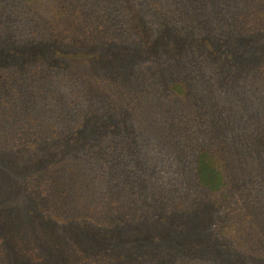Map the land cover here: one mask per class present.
<instances>
[{"label": "trees", "instance_id": "obj_1", "mask_svg": "<svg viewBox=\"0 0 264 264\" xmlns=\"http://www.w3.org/2000/svg\"><path fill=\"white\" fill-rule=\"evenodd\" d=\"M148 32L151 40H168L167 49L149 53L130 75L86 69L99 66L102 52L143 43ZM256 34L264 35V0H0V53L10 55L0 64V158L61 143L55 161L18 174L14 200L0 198V264H16L11 236L25 235L27 243L32 236L46 239L44 228L18 224L10 235L4 227L18 223L24 205L37 226L70 227L84 240L76 258L60 255L65 264H222L187 246L172 257L159 238L90 249L81 234L167 226L183 213L188 227L179 234L198 233L200 225L187 219L196 205L215 219L203 223L202 232L245 264H264V59L240 73V65L225 62L231 55L221 54L230 51L231 39ZM22 47L38 50L37 58L18 59L14 49ZM219 67L230 75L226 82ZM204 68L216 70L217 89L229 86L223 108L237 128L228 134L229 128L205 124L190 179L180 168L189 151L185 143L179 148L186 137L181 126L182 119H194L186 102L196 86L192 78ZM112 115L121 117L122 136L107 134ZM186 179L206 196H185L180 181ZM3 181L5 187L11 182ZM176 183L178 191L169 186ZM26 254L35 257L36 250L30 246Z\"/></svg>", "mask_w": 264, "mask_h": 264}, {"label": "rangeland", "instance_id": "obj_2", "mask_svg": "<svg viewBox=\"0 0 264 264\" xmlns=\"http://www.w3.org/2000/svg\"><path fill=\"white\" fill-rule=\"evenodd\" d=\"M137 30H142L141 27L137 28ZM153 37L151 36V33L148 32V36L145 37L143 40V43H136L131 46H124L125 48H115V51H106L100 53L98 56L99 63L97 65L99 66H93L96 63H91L89 65H85L86 69L88 71H93L91 69H94V67H101V72L99 74H103L106 77L112 76L116 77L119 76V74L130 75L129 72H131L132 69H134V66L136 64L140 63L142 59H146L148 54L158 50L159 47H164L167 49V42L168 40H162L159 37H155L154 40H151ZM161 39V40H158ZM230 44L228 46L230 47V51L228 52H221V54L226 55L230 54L231 59L233 61L225 60L226 63L229 65L233 64L235 66L240 65V67H237L236 69H239L240 73L245 72L246 70H240L248 65H252L261 59H264V35H253L249 38H240L237 40L236 38L230 40ZM169 48L171 47V44L168 43ZM176 52H178L180 49L174 47ZM38 50H35V48H17L14 49L15 56L24 61L27 59H35L38 56ZM164 53V51H163ZM90 54H96L95 52ZM166 56V55H165ZM10 57L7 55H3V53H0V64L3 61H8V58ZM168 57V56H167ZM197 57V56H196ZM196 59V58H195ZM49 62L51 64L56 65L57 61L53 60L51 57L49 59ZM220 68V67H219ZM184 70V69H183ZM214 68H204L200 75L197 78H192V80L195 81V88H193L192 93H190L189 98L186 103L189 102V104L186 106H189L191 111H188L191 113L193 117L184 118L182 119L184 125L181 126L182 133L185 132L186 137L182 138L179 142V148L182 149V145L185 143L186 147L188 148V160H186V163L182 162L183 166L180 168H187L185 170V176L188 175L190 179L192 169L191 165L189 166V163L191 162V156L193 154V149L199 144L196 140V137H198L199 133L202 132V130L206 127V123H211L212 127H223V128H229L228 134H232L236 127L235 121H233V118H231L229 115V111L226 108H223V106H227L224 104L227 97H229L232 94H229V86L222 89H217L218 87L217 82L219 81V78L215 74ZM105 72V73H102ZM221 75V80L227 76L230 77V75L224 71L222 68L218 71ZM98 76V75H97ZM227 80H222V82H226ZM190 86V85H189ZM219 88V87H218ZM243 90V89H242ZM216 91V92H215ZM245 92V90H243ZM225 99V101H224ZM228 102V101H227ZM229 103V102H228ZM205 119V122L203 120ZM110 123L108 124V132L107 134H121L120 128H119V122L121 120V117H118L116 115H112L110 118ZM119 121V122H118ZM114 122V124H113ZM99 125V124H97ZM99 130H102L104 132V129L106 126L100 125ZM112 128V129H110ZM175 132V131H174ZM172 132V133H174ZM105 134V133H103ZM125 136L129 137V132L126 131L124 133ZM196 140V141H195ZM61 150V143L52 144L51 146H42L38 151H21L14 154H5L0 158L1 160V166L0 168V189H3L0 191V198L1 200H14L15 199V189H16V180L19 177L18 174L22 173H29L32 169H36L37 167L41 166L42 164L45 165L51 161H55L56 158L59 157ZM131 153L134 154L137 152L134 151L133 148L130 149ZM182 152V150H181ZM184 155V153H182ZM173 155V152H169V156L171 157ZM179 155V154H177ZM168 156V157H169ZM186 159V158H185ZM42 165V166H43ZM179 168V171L181 172V169ZM7 169V170H6ZM11 170L13 175V178L11 179L9 174L6 171ZM5 171V172H4ZM134 177V176H133ZM3 178L6 179L7 183H9L8 188L4 186ZM129 178V182H131L133 179ZM141 177L138 176V182L141 186H137L139 191H143L141 194L144 195L147 191V188H145V185L142 183L143 181L140 180ZM23 179V178H21ZM181 179V178H180ZM183 183V187L186 188V195L185 196H195V199L198 200L199 196H206L203 191H200L199 189H193L191 184L188 183L187 179L184 181H180ZM169 186H173L176 188L179 187L178 183L172 184ZM178 191L179 189L176 188ZM199 194V195H196ZM146 196V195H145ZM196 196H198L196 198ZM16 202H19L17 200ZM15 202V203H16ZM11 204V203H10ZM24 209L19 212V214H16L18 223L16 225L11 226L8 222V224L4 225L6 230L11 235L12 230H18L17 225L22 224L25 228H44L42 230L41 236L46 238L45 241H41L40 238H36L35 236H32V242L27 243L25 235H19L17 237L11 236V243L13 246L14 252L17 253V257H15V263L16 264H65V260L60 255H68L76 253V255H79V252H83L82 245L84 244V240L81 239L80 236H78V232H76L73 228L70 227H62L58 226L56 229L49 228L48 225L44 226H37L33 219L27 217V211L30 210L29 207L24 205ZM204 206V209L202 208ZM202 207L195 206L194 209V217L192 214H189L187 217L190 223L193 224V227H198L197 231L198 233L191 234L189 231L187 233L179 234V228L180 227H188L187 220L184 219V217L188 214L183 213V217H174L170 224L167 226H161L160 223H156L155 226H149L145 225L147 227H140V228H132L130 230H116V231H105L100 229H87L81 233L83 236H86L88 238L87 243L89 245L90 249H93L96 244H122V243H143L147 240H153L155 238H159L158 243L160 245H166L167 249L166 252L170 254V256H175L176 254L180 253L179 251L183 249V247L187 246L188 250L195 249L196 252L203 253L205 255H209L213 258H218L217 260L221 262L222 264H245V260L243 256H237L235 254H232L230 251L226 250L224 246L213 236L212 233H209L208 231L202 232L203 227L202 224L209 222L211 219L213 221L215 220L213 217L212 210H209V208H205V205ZM227 214L221 215L218 220H224ZM26 217L24 220L20 219V217ZM14 217V214H13ZM34 218V217H33ZM35 219V218H34ZM217 220V221H218ZM28 221L29 223H27ZM77 230L78 227L74 226ZM70 228V229H69ZM24 232V231H23ZM26 232V231H25ZM20 245V246H19ZM30 246L36 250V256H30ZM123 246V245H122ZM121 247V246H120ZM101 248V247H99ZM109 249H112L110 247H107ZM176 248V249H174ZM224 248V249H223ZM97 249V248H96ZM37 250L43 251V253L38 254ZM45 250V251H44ZM99 250V249H97ZM226 250V251H225ZM230 252V253H229ZM74 255V254H73ZM37 256L42 258L43 261H40V263H37ZM77 256L74 255V258ZM138 257V255H136ZM134 260V259H133ZM135 262V260L133 261ZM132 262V263H133Z\"/></svg>", "mask_w": 264, "mask_h": 264}]
</instances>
